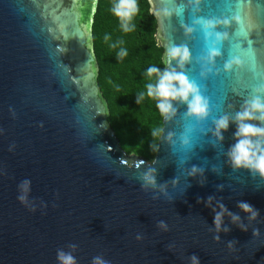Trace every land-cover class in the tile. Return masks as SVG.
Instances as JSON below:
<instances>
[{"label": "water", "instance_id": "water-1", "mask_svg": "<svg viewBox=\"0 0 264 264\" xmlns=\"http://www.w3.org/2000/svg\"><path fill=\"white\" fill-rule=\"evenodd\" d=\"M98 2L0 0V264H60L58 250L76 264H264V176L227 155L236 113L264 96V0H149L165 70L186 74L207 103L200 117L170 101L151 163L128 155L108 121ZM173 46L189 51L182 68L165 56ZM193 166L202 171L189 175Z\"/></svg>", "mask_w": 264, "mask_h": 264}, {"label": "trees", "instance_id": "trees-1", "mask_svg": "<svg viewBox=\"0 0 264 264\" xmlns=\"http://www.w3.org/2000/svg\"><path fill=\"white\" fill-rule=\"evenodd\" d=\"M118 0H99L93 23L94 51L99 66L98 84L108 108V121L122 149L153 162L163 128V116L147 95L148 83L158 74L147 68L165 70L164 48L158 38V24L149 0H135L138 11L124 31L121 19L112 11ZM125 55H120L121 51ZM143 94V95H141Z\"/></svg>", "mask_w": 264, "mask_h": 264}, {"label": "clouds", "instance_id": "clouds-1", "mask_svg": "<svg viewBox=\"0 0 264 264\" xmlns=\"http://www.w3.org/2000/svg\"><path fill=\"white\" fill-rule=\"evenodd\" d=\"M112 11L122 21V28L124 31H130L131 28L128 25V21L138 11L135 0H118L114 5ZM126 53L122 50L120 55ZM211 54H215L214 52ZM165 56L167 59H174L178 65L182 68L184 63L189 59V51L187 48L180 46H173L166 50ZM147 75L152 76L153 73L158 74V80L155 83H148L147 95L149 97H159L156 103V107L159 109L162 115L169 113L172 110L171 100L179 98L182 101H186L188 105V111L190 114H196L197 116H205L207 114V103L204 98L199 94L197 85L194 81L190 80L183 72H177L175 69L161 72L157 67L151 66L147 68ZM143 95V94H141ZM237 123V131L234 136L237 137V141L232 145L227 153L230 158L231 164L234 168H248L254 173H258L264 176V141L259 137H264V127L258 124L247 123L246 121L258 120L264 121V96L256 95L251 100L245 101V106L242 111L236 113L235 117ZM216 129L215 135L218 139H223V131L227 130L229 126V118L227 116L221 117L215 121ZM253 137L257 139L253 140ZM202 171L193 166L189 175H194L196 172ZM144 180L148 184L155 185V176L146 173ZM28 181H24L22 188L27 191ZM222 187V186H221ZM21 202L26 201V197L21 195L18 197ZM209 202L212 197H209ZM238 207L243 211L250 213V219H254L258 215V210H255L253 206L247 202H238ZM221 211L216 212L214 216V224L217 230H220L222 217L227 211L223 204H220ZM232 215L233 220L239 219L235 214ZM161 226H165L161 221ZM241 227H244L243 225ZM227 230V229H225ZM258 234V230H254V235ZM218 239V237H217ZM76 245H70V248L75 250ZM57 259L60 264H76V258L71 252H65L63 250L57 251ZM193 264H198V258L192 256ZM93 264H107L101 257H94Z\"/></svg>", "mask_w": 264, "mask_h": 264}]
</instances>
